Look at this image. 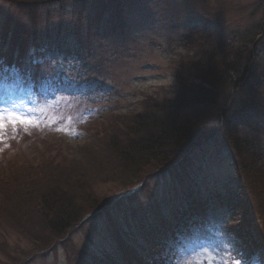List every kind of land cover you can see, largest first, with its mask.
I'll use <instances>...</instances> for the list:
<instances>
[{
	"label": "rangeland",
	"instance_id": "374dc122",
	"mask_svg": "<svg viewBox=\"0 0 264 264\" xmlns=\"http://www.w3.org/2000/svg\"><path fill=\"white\" fill-rule=\"evenodd\" d=\"M99 1L116 2V9L107 13L103 6L93 4L90 12L80 14L76 0L55 1L53 9L49 5L38 23L44 40L39 51L41 64L32 66L27 59L23 67H12L14 71L0 68V117L7 125L0 132V167L10 172L9 163L20 166L30 160L35 164L43 157L60 165L65 175L78 170L85 177L84 182L89 181L83 183L86 187L82 190L77 187L76 195L83 197L86 192L96 198L83 203L80 216L86 220L61 238L45 229L50 221L42 222L41 214L35 210L41 208L44 214L49 210L42 199L48 186L36 193L35 209L32 202L19 203L20 213L31 216L41 230L36 235L42 240L47 237V245L32 243L11 222H1L0 264H99V259L122 264L118 262L112 236L113 224H120L137 246L144 247L150 236L142 224L151 227L165 217H169L171 230L164 234L163 250L156 254L150 246L146 247L147 255L153 252L148 258L159 264L248 263L247 258L235 259L238 239L232 227L238 222L231 209L219 204L220 196L233 192L237 186L234 154L223 135L194 148L173 166L153 173L139 188L134 176L123 182L109 179V165L117 160L103 150L106 147L96 133L106 127L110 130L109 122L117 114L141 109L144 99L157 97L163 91L164 94L177 82L175 69L185 55L197 45L218 41L222 34L235 40L256 36L257 41L261 39L256 70L264 72V36L257 35L264 29V0H122L121 4L118 0ZM95 15L100 20L94 19L93 23L91 16ZM4 16L5 13L0 14V22ZM84 16L85 24L79 33L80 17ZM48 39L54 47L45 46ZM7 44L1 50L4 57L10 52ZM31 54L32 59L38 60L34 50ZM36 74L39 80L35 83ZM259 83L258 89L247 94L264 104V80ZM218 113L217 109L208 113L210 121L214 123ZM11 115L33 123L18 121L13 125ZM263 121L258 119L248 129L257 149L264 147ZM53 185L55 188L58 184ZM90 185L95 196L88 190ZM122 188L128 190L120 197L125 199L112 202L110 197ZM189 194L211 199L204 227L197 224L204 218L188 211ZM99 201L106 206L86 215ZM178 206L183 210L178 211ZM161 214L164 218H159ZM9 254L15 259L11 260ZM261 260L264 252L259 249L250 262Z\"/></svg>",
	"mask_w": 264,
	"mask_h": 264
},
{
	"label": "trees",
	"instance_id": "16d2710c",
	"mask_svg": "<svg viewBox=\"0 0 264 264\" xmlns=\"http://www.w3.org/2000/svg\"><path fill=\"white\" fill-rule=\"evenodd\" d=\"M55 1L59 0H0V14L5 13L4 20L0 22V44L8 43L9 48L12 45L11 49L17 50L15 58L18 59L24 58L33 46L40 50L39 44L41 48L44 40L41 42L38 23L43 10L48 9L49 5L53 9ZM76 1L88 12L93 4L103 6L107 13L116 9V2ZM118 2L123 3L122 0ZM84 18L85 16L80 17L79 33L85 24L82 22ZM94 19L99 18L96 15L91 16V22ZM257 35L262 38L264 29ZM256 38L257 36L239 37L235 40L222 34L217 38L218 41L206 42L207 46L197 45L191 53L185 55L178 69H175L178 72L175 75L177 82L164 94L163 91L157 97L149 96L144 99L141 109L117 114L109 122L112 123L110 130L106 127L96 133L106 147L103 149L102 146L101 149L110 152L117 160L115 164L109 165L112 168L110 172L107 171L109 179L112 182H123L134 176L136 186L153 173L180 162L191 150L207 140L214 139L219 134L223 135L234 154L237 186L233 192L221 195L219 204L231 209L238 222L232 227V232L238 239L236 260H244L257 247L264 249V147L257 149L248 131L255 121L264 119V104H258L254 97L247 94L252 89H258L259 82L264 80V72L256 70L259 60L257 49L262 41H257ZM216 109L219 113L213 123L208 118L211 115L208 113L213 114ZM36 162L34 164V161L24 160V164L20 166L9 163L12 165L10 172L5 167H0V223L11 222L32 243L40 242L44 246L47 237L42 240L36 235L41 230L31 216L20 213L19 203L32 202V208L35 209L36 193L48 186V190L42 193V199L49 210L45 214L41 208L35 210L41 214L39 218L42 222L50 221L45 229L53 237L61 238L74 226L82 223L84 217L80 215L83 203L91 202L94 197L87 196L86 192L83 197L76 195L78 188L82 190L86 187L83 183L89 181L85 179L84 182L85 177L82 178L78 170L69 169L68 175H65L60 165H53L43 157H39ZM55 183L58 185L53 188ZM90 188L88 190L95 196L91 185ZM127 193L128 190L122 188L110 200L116 201ZM189 195L186 196L190 198L189 206L205 211L211 199L204 195ZM120 199L123 201L125 198ZM181 201L183 204L184 199ZM103 203L99 201L97 205H93L91 210L85 212L86 215L106 206ZM108 210L109 208L105 209L106 215L109 214ZM182 210V206H178V211ZM156 212H160L159 208ZM159 218L164 216L161 214ZM167 218L169 217L151 227L142 224L144 232L150 236L148 245L144 247L137 246L132 235L124 231L120 224H113L111 229L118 262L158 264L150 261L148 256L153 252L147 255L146 247L150 246L156 254L162 250L164 234L171 230L168 229L170 222ZM139 221L142 222V219ZM10 257L11 260L15 259L12 255ZM97 263L111 264L109 261L103 262V259H99V262L97 260Z\"/></svg>",
	"mask_w": 264,
	"mask_h": 264
},
{
	"label": "snow or ice",
	"instance_id": "6c2138e0",
	"mask_svg": "<svg viewBox=\"0 0 264 264\" xmlns=\"http://www.w3.org/2000/svg\"><path fill=\"white\" fill-rule=\"evenodd\" d=\"M9 118L11 119V122L13 125H15L18 121L19 123H22V124L33 123V121L31 120H27V119H24L22 117L15 116V115H11ZM3 119H4L3 117H0V132H2L7 127V125L3 122Z\"/></svg>",
	"mask_w": 264,
	"mask_h": 264
}]
</instances>
